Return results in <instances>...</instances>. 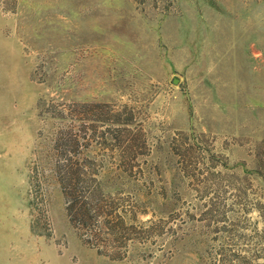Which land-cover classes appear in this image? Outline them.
I'll list each match as a JSON object with an SVG mask.
<instances>
[{
    "label": "rangeland",
    "instance_id": "1",
    "mask_svg": "<svg viewBox=\"0 0 264 264\" xmlns=\"http://www.w3.org/2000/svg\"><path fill=\"white\" fill-rule=\"evenodd\" d=\"M0 264H264V0H0Z\"/></svg>",
    "mask_w": 264,
    "mask_h": 264
}]
</instances>
